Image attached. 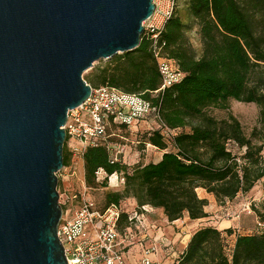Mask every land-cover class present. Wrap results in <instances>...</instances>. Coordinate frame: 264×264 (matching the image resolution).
Segmentation results:
<instances>
[{
	"label": "trees",
	"instance_id": "obj_1",
	"mask_svg": "<svg viewBox=\"0 0 264 264\" xmlns=\"http://www.w3.org/2000/svg\"><path fill=\"white\" fill-rule=\"evenodd\" d=\"M161 43L186 74L164 91L157 92L162 78L146 34L139 47L117 54L85 80L93 88H114L151 101L159 108L161 120L171 129H180L179 133L169 142L159 130L144 132L142 144L163 151L158 161L147 164L112 163L106 146L88 148L85 181L91 187L107 186V179L97 181L101 168L109 176L123 175V188L107 191L103 208L133 198L139 210L143 206L162 209L171 223L184 217L207 218L209 200L198 189L225 204L251 192L261 180L264 187V0H177ZM231 100L257 104L261 128L247 136L232 112L224 118L209 113L210 108L229 110ZM124 130L131 133L112 121L110 140L129 141L120 134ZM169 143L176 151H166ZM230 145L241 151L234 152ZM71 162L65 143L64 164ZM253 210L264 222V196L261 207ZM132 213L124 210L119 224L122 233L133 226ZM226 232L234 234L230 227ZM235 235L229 249L224 231L202 226L173 264H264V231Z\"/></svg>",
	"mask_w": 264,
	"mask_h": 264
},
{
	"label": "water",
	"instance_id": "obj_2",
	"mask_svg": "<svg viewBox=\"0 0 264 264\" xmlns=\"http://www.w3.org/2000/svg\"><path fill=\"white\" fill-rule=\"evenodd\" d=\"M153 0H0V264H68L59 238L68 113L84 73L140 46Z\"/></svg>",
	"mask_w": 264,
	"mask_h": 264
},
{
	"label": "built area",
	"instance_id": "obj_3",
	"mask_svg": "<svg viewBox=\"0 0 264 264\" xmlns=\"http://www.w3.org/2000/svg\"><path fill=\"white\" fill-rule=\"evenodd\" d=\"M153 3L154 13L143 26L162 78L161 87L157 90L160 92L180 83L186 74L177 61L165 53L161 43V35L177 8V0H153ZM152 117L156 127L146 131L138 129L143 121ZM112 121L125 125L130 132L136 133L137 139L132 141L134 144H142V134L151 130H159L169 142L180 131L171 129L161 120L159 108L153 106L151 101L114 88L92 87L90 97L82 105L69 111L67 123L63 127L72 161L76 157L84 161V154L90 147L106 146L111 153L112 163L125 164L123 154L126 143L110 140L114 135L110 132ZM146 147L159 150L147 143ZM113 176L125 182L123 175L118 173L109 176L103 168L97 171V181L100 183ZM73 199L79 200V196L76 194ZM124 210L122 203H111L103 208L91 199H83L72 217H65L63 213L58 235L68 264H130L125 250L130 246L128 242L134 225L143 223L148 209L143 206L141 210H135L130 217L133 226L122 233L119 224ZM156 251V245L147 247L137 264H160L152 257Z\"/></svg>",
	"mask_w": 264,
	"mask_h": 264
},
{
	"label": "rangeland",
	"instance_id": "obj_4",
	"mask_svg": "<svg viewBox=\"0 0 264 264\" xmlns=\"http://www.w3.org/2000/svg\"><path fill=\"white\" fill-rule=\"evenodd\" d=\"M193 41L197 44L195 38H193ZM110 61L111 59H103L95 62L93 68L84 73V78L90 73H98L99 70ZM229 106V110L210 108L209 113L218 118H224L228 116L229 112H232L241 122L247 136L251 135L254 128H261L260 108L257 104L231 100ZM153 127H156V122L152 117L143 121L138 129L146 131ZM120 134L129 138V141L125 142L126 148L123 154V161L128 165L156 162L163 154V151L131 142L137 139L135 132L127 133V131L124 130L120 132ZM115 138L116 141H122L119 137ZM229 147L234 152L238 153L241 151L234 145H230ZM166 151L176 150L173 144L169 143V147ZM58 177L60 181V184H58L60 203L62 206H65L64 216L68 218L72 217L78 210L80 202L83 199H91L95 201L99 207H103L105 205L106 192L110 190H121L124 185L121 179L118 180L116 176H113L109 180L107 179L108 184L105 187L101 184L97 187L89 186L85 181L84 161L79 157L74 158L71 165L64 167L58 173ZM198 193L201 197L204 195L206 196L205 191L202 189H198ZM76 194L79 196V200L73 199V196ZM263 196L264 187L263 180H261L251 192L239 194L234 200L227 201L225 204H216L212 198V202L209 201V205L206 207L211 217L200 222V224L195 226L191 231L193 232L197 228L206 226L205 224L214 225L224 231L226 244L229 249H231L236 239L235 232L252 234L264 231V222L253 210V207H261ZM122 205L125 211L129 213L139 209L136 200L133 198H126L122 201ZM147 209L143 223L137 226L134 225L133 227L132 235L128 242L130 248L127 247L125 250L126 256L130 264H137L144 256L145 249L150 245H156L157 251L152 257L160 264H173L180 255L177 250L179 241L173 238L183 232L185 223L178 222L176 225L168 224L162 214V209H156L150 206H147ZM259 223H261V226ZM228 227L233 229L234 234L227 235L226 229Z\"/></svg>",
	"mask_w": 264,
	"mask_h": 264
},
{
	"label": "crops",
	"instance_id": "obj_5",
	"mask_svg": "<svg viewBox=\"0 0 264 264\" xmlns=\"http://www.w3.org/2000/svg\"><path fill=\"white\" fill-rule=\"evenodd\" d=\"M161 158V157H160ZM202 189L203 191H205V194L206 196L204 195L202 198H207L210 202H212V198L214 199V201L216 202L217 204V200L215 198V196L213 194H210L208 193L205 189L203 188H200ZM206 211L209 213L208 209L206 208ZM163 214V213H162ZM164 216V214H163ZM211 216H210V213H209V216L207 218H203V219H198V220H191L189 219L188 217H184L183 219H179L175 222H169L167 220V218L164 216L166 222L168 224H171V225H176L178 222H183V224L185 223V227H184V230L183 232L179 233L178 236H181V237H174L173 239H175L176 241H179V244L177 246V250L179 251V253L181 254L185 249L186 247L188 246V243L191 239V236L192 234L199 228H197L195 231H191L195 226H197L198 224H200V222H203L205 219H209ZM207 225V224H205ZM229 228V227H228ZM179 238V239H178Z\"/></svg>",
	"mask_w": 264,
	"mask_h": 264
}]
</instances>
